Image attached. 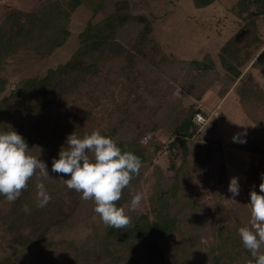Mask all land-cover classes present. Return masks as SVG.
<instances>
[{
    "label": "rangeland",
    "instance_id": "374dc122",
    "mask_svg": "<svg viewBox=\"0 0 264 264\" xmlns=\"http://www.w3.org/2000/svg\"><path fill=\"white\" fill-rule=\"evenodd\" d=\"M240 1L214 0L210 5L197 7L194 0H128L130 16L125 23L117 26L116 38L143 60V87L140 92L135 94L130 90V80L121 70V59L106 62L100 73L89 79L90 82L75 80L77 72H74L67 80L68 85L60 93L57 92L59 96H64L67 106L71 103V107L81 109L90 105L99 110L102 105L112 106L114 103L118 106L126 101L131 111L135 112L134 116L131 111L127 115L120 136L129 140L139 137L141 144L148 149L149 159L142 165L131 188L130 198L122 206L131 222L138 215L151 211L152 196L163 189L166 181L170 183L174 178L176 169L171 168L172 163L178 167L184 161L181 150L177 156L169 153L167 144L176 138L172 134L174 124L193 104L199 109L197 114L205 117L204 122H195L198 130L189 140L185 159L190 180L182 183L186 193L191 187L193 192L196 191L195 195L203 205V225L198 230L180 227L169 238L162 239L158 249L146 251L136 264H207L211 248L216 247L218 242L226 244L228 249L233 248L235 241H241L238 229L249 225L250 191L260 177L256 167L264 160V143L257 142L252 135V130L264 125V67L255 66L258 55L264 50V13L253 17V33L263 40L262 47L250 59L238 63L242 75L234 84L228 85L222 49L243 25L248 24L238 16ZM48 2L51 0H0V24L3 25L17 10L31 12ZM256 10V5H253L252 11L255 13ZM103 17L104 13L94 15L86 4H82L70 16L68 39L51 53L41 51L34 47L33 42H28L0 55V99L8 96L24 80L42 77L51 68L70 60L80 47V34L88 22H98ZM5 25L6 29L10 27ZM44 34L43 30L37 37L42 36L45 41ZM48 34H51L50 30ZM206 56H211L215 68L197 80L200 72L189 63L191 60H203ZM253 79L258 82L257 86ZM245 81L250 89L247 92L251 94L250 100L246 101L239 90ZM221 89L227 91L225 95ZM60 100L56 98L52 106L46 108L47 125H39V129L31 127L33 125L26 126L27 131L35 132L34 144L43 141L44 133L55 120L54 115L65 110V103ZM20 105L22 111L23 104L20 102ZM237 134L241 135L234 140ZM233 177L238 178L240 187L235 201L231 200L232 194L228 191ZM163 179L166 180L164 184ZM256 192L260 193V190ZM137 193L142 194V200L132 210L131 200ZM94 207L93 201L82 200L80 193L66 187L55 201L53 199L45 207L19 220L23 211L17 207V201L0 200V261L18 248V237H35L44 230L48 241H82L92 250L93 257L102 258L101 248L107 227L94 212ZM234 222L237 228L232 226ZM224 223L229 228L219 239L217 226ZM263 250L264 246L260 251ZM57 253L50 250L47 259L63 258L61 253L60 256ZM63 263L41 261L28 264ZM87 263L110 262L75 264ZM17 264L24 262L19 260Z\"/></svg>",
    "mask_w": 264,
    "mask_h": 264
},
{
    "label": "trees",
    "instance_id": "16d2710c",
    "mask_svg": "<svg viewBox=\"0 0 264 264\" xmlns=\"http://www.w3.org/2000/svg\"><path fill=\"white\" fill-rule=\"evenodd\" d=\"M213 1L194 0L197 7H205ZM82 4H86L94 15L104 13V17L98 22L92 20L88 22L80 34V47L70 60L56 68H51L42 77L36 76L24 80L8 96L0 99V131L15 130L18 132L26 140L30 154L39 157L47 166L49 176L41 179L51 196L49 203L53 199L55 201L60 193L66 189V185L61 182V174L53 173L51 166L53 159L59 158L58 154L61 148L67 146V137L74 132L77 136L83 137L85 134H91L94 130H99L102 135L113 138L123 151H130L139 156L142 165L149 159L147 156L148 149L144 144H141L139 137H133L129 140V138L120 136L121 127L124 126L123 122H126L127 115L131 111L126 101L118 106L114 103L112 106L109 104L107 106L102 105L99 110L90 105L80 109L78 106L71 107V103L67 106V101L64 102V96L58 95L59 91L68 85L67 80L74 72H77L75 80L90 82L89 79H93L99 74L106 62L118 59L123 61L121 70L130 80V90L135 94L140 92L141 87H143L141 81L143 60L135 51L128 49L116 38L117 26L125 23L130 16L128 0H51L38 10L31 12L17 10L6 19L5 23L10 26L8 29H6L5 23L0 24V55L27 45L28 42H33L34 47L41 51L51 53L68 39L70 16ZM253 5H256L257 8L255 13L252 11ZM258 13H264V0H241L239 2L238 16L242 17L248 24L244 23L245 25L242 26L243 28L240 29L239 33L233 36L222 49V63L229 77L228 80L226 79L228 85L234 84L242 75L238 63L253 57L262 47L263 40L253 33L255 31L253 17ZM43 30L45 31V41L42 40V36L37 37ZM49 30L51 34H48ZM148 30H146V34H148ZM257 59L255 66L264 67V50ZM189 64L199 70L200 74L196 76L197 80L204 78L215 68L211 56H206L203 60H191ZM250 83L252 84V82ZM253 83L257 86L258 82L254 80ZM248 87L249 84L246 81L239 87L244 101L251 98L250 92H247L250 91ZM223 92L225 95L227 91L221 89V93ZM56 98L61 99V103H65V110L54 115V122L43 135L42 146H39L41 143L34 144L33 135L35 132L27 131L26 128L33 125L31 127L39 129L43 124L47 125L48 118L45 116V110L52 106ZM20 102L23 104L22 111L20 110L21 105L19 106ZM175 111H178L176 107ZM198 112L199 109L193 104L173 126L172 134L176 138L167 144L169 153L177 156L178 151L181 150L184 157L180 166L177 167L175 163L171 165V168L176 169L173 180L169 183L164 180L165 178L163 179V184L166 181L164 187L159 193L152 196V207L149 213L138 215L124 229L106 228L103 248H101L104 254L102 258L93 257L92 250L82 241L72 240L63 243L48 241L46 239L47 232L44 230L35 237L29 235L18 237V248L0 261V264H17L19 260L24 264L41 261L69 262L67 264L79 262L136 264L146 251L158 249L162 239L169 238L180 227L187 226L193 230L200 229L203 225V205L200 199L196 197V191H192V187L189 188V193H186L185 187L182 185L185 180H190V171L186 167L185 159L189 151V140L198 130V126L194 122ZM131 115H135L133 110ZM34 116L38 117L32 120ZM253 134L257 142L264 143V125L261 124L254 131L252 130ZM263 165L264 160L262 159L256 167L260 177L254 186L253 190L255 191L259 189L262 182L260 171L262 169L264 173ZM137 176H134L130 185L123 190L122 198L117 202L118 207H122L129 200L131 188ZM63 178L68 179L70 177L64 176ZM35 184L36 178L33 177L28 183V188L16 200L19 208H22L24 204L29 206L31 212L27 215L40 208L37 207ZM3 199L5 197L0 195V200ZM22 215L19 220H22L26 213L23 211ZM235 225L236 222L232 226L237 228ZM228 228L226 223L219 224L217 237L222 238ZM234 244L233 248L228 249L226 244L218 242L216 247L210 249L207 264H249V261L255 264V259L243 247L241 241H235ZM50 250L58 251L63 255V258L61 257L59 260H52V257L47 259ZM59 253L57 254L60 256Z\"/></svg>",
    "mask_w": 264,
    "mask_h": 264
},
{
    "label": "clouds",
    "instance_id": "9594fccd",
    "mask_svg": "<svg viewBox=\"0 0 264 264\" xmlns=\"http://www.w3.org/2000/svg\"><path fill=\"white\" fill-rule=\"evenodd\" d=\"M202 119L200 117L194 122ZM240 135L237 134L233 139H238ZM66 145L59 151V158L53 159L51 171L61 174V182L69 190L80 193L82 200L94 202V212L106 227L117 230L128 227L131 218L123 207L117 206V202L134 176L139 175L142 167L140 157L130 151H123L113 138L102 135L99 130L83 137L74 132L67 137ZM48 176L46 164L30 154V148L22 135L15 130L0 131V195L9 202L16 201L35 177L37 207L43 208L51 201L41 179ZM64 176L70 178L64 179ZM261 181L259 190L264 193V173L261 174ZM228 191L232 194L231 200L235 201V197L240 194L238 178H231ZM260 193L250 191L249 225L238 229L242 245L251 253L255 264H264V252L260 251L264 246V194ZM141 200V193L133 196L132 210L140 205ZM22 211L28 214L31 209L24 204Z\"/></svg>",
    "mask_w": 264,
    "mask_h": 264
},
{
    "label": "built area",
    "instance_id": "2783aa9c",
    "mask_svg": "<svg viewBox=\"0 0 264 264\" xmlns=\"http://www.w3.org/2000/svg\"><path fill=\"white\" fill-rule=\"evenodd\" d=\"M200 117H202L203 119H202V121H198V123H202V122H204L205 117H204L202 114H197V115H196V121H197L198 118H200Z\"/></svg>",
    "mask_w": 264,
    "mask_h": 264
}]
</instances>
